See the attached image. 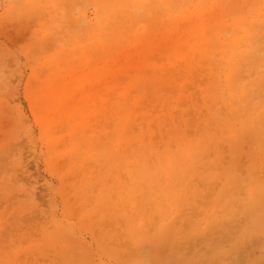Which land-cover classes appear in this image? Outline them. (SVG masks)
Listing matches in <instances>:
<instances>
[{
  "label": "rangeland",
  "instance_id": "374dc122",
  "mask_svg": "<svg viewBox=\"0 0 264 264\" xmlns=\"http://www.w3.org/2000/svg\"><path fill=\"white\" fill-rule=\"evenodd\" d=\"M263 31L264 0H0V264H264Z\"/></svg>",
  "mask_w": 264,
  "mask_h": 264
},
{
  "label": "bare ground",
  "instance_id": "6f19581e",
  "mask_svg": "<svg viewBox=\"0 0 264 264\" xmlns=\"http://www.w3.org/2000/svg\"><path fill=\"white\" fill-rule=\"evenodd\" d=\"M248 1H250V0H248ZM245 2V1H244ZM249 3V2H248ZM253 3V2H252ZM256 3V2H255ZM247 4V3H246ZM245 5V4H244ZM252 6H253V4H251ZM258 5V4H257ZM255 6V5H254ZM246 8V7H245ZM255 27V26H254ZM254 29V28H253ZM256 29V28H255ZM258 31H261V30H258ZM250 32V31H249ZM252 32V31H251ZM264 32V31H263ZM263 32H261V33H263ZM260 34V33H259ZM264 38V37H263ZM262 38V39H263ZM262 39H260V41L262 40ZM262 42V41H261ZM263 43V42H262ZM261 47H263V46H261ZM264 49V48H263ZM263 49L262 50H260V52H258V53H261L262 51H263ZM258 51V50H257ZM264 54V53H263ZM2 110V109H1ZM1 117H3V116H1ZM0 117V118H1ZM4 118V117H3ZM2 119H0V121H1ZM22 120V119H21ZM3 128V127H2ZM57 248V247H56ZM41 251V250H40ZM44 251V250H43ZM64 251H66V250H64ZM47 254V253H46ZM65 256V255H64ZM63 256V257H64ZM48 257V256H47ZM65 259V258H64ZM65 261H66V259H65ZM38 264V263H37Z\"/></svg>",
  "mask_w": 264,
  "mask_h": 264
}]
</instances>
